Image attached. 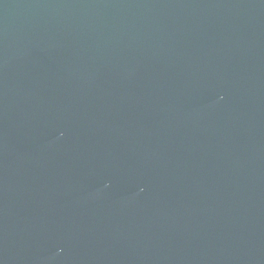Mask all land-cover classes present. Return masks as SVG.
Returning <instances> with one entry per match:
<instances>
[{
	"label": "water",
	"instance_id": "1",
	"mask_svg": "<svg viewBox=\"0 0 264 264\" xmlns=\"http://www.w3.org/2000/svg\"><path fill=\"white\" fill-rule=\"evenodd\" d=\"M0 264H264V0H0Z\"/></svg>",
	"mask_w": 264,
	"mask_h": 264
}]
</instances>
